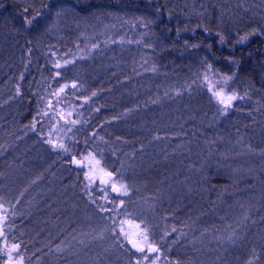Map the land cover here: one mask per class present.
<instances>
[{
  "label": "trees",
  "instance_id": "16d2710c",
  "mask_svg": "<svg viewBox=\"0 0 264 264\" xmlns=\"http://www.w3.org/2000/svg\"><path fill=\"white\" fill-rule=\"evenodd\" d=\"M255 2L264 7V0H0V74L11 67L0 89L11 88L8 82L12 85L19 78L22 93L20 101L0 109L1 152L4 140L14 132L13 120L22 116L24 124L51 118L56 102L51 90L56 86L50 84L54 61L63 58L68 68L84 73L89 81H85L87 93L70 90L59 101L85 116L84 140L107 138L110 145L119 146L118 154L110 157L113 172L136 166L141 199L150 210L152 242L164 252L167 264H264V227L260 233L253 228L255 222L263 225L264 215L253 223L243 221L250 208L241 201L234 205L237 195L232 183L207 168L217 155L226 161L229 149L212 152L218 138L242 134L251 143L254 127H264V86L253 72L255 65L264 64V45L251 40L225 52L216 43L218 28L211 24L205 28L200 22V16L210 11L216 17L212 23L220 21L230 33L240 35L254 19L247 9L256 11ZM27 20H32L31 25ZM196 24L200 30L191 37L184 29ZM118 35L121 43L116 48L112 40ZM195 51L199 56L190 61ZM205 63L220 72L231 63L240 64L241 76L255 91L232 107H219L227 114L216 129L214 121L208 125L205 118L188 116L191 109L194 116H203L206 109L203 97L187 95L185 86L190 67L197 70ZM104 86L109 92L106 100L119 102L91 98V90L96 93ZM191 98L200 100L190 102ZM121 108L130 113L100 126ZM107 125L110 129H105ZM191 142L200 151H190ZM131 154L137 158L133 160ZM240 185L238 195L244 194L247 182ZM226 232L235 233L234 244H215L217 233ZM117 258L110 254L111 261Z\"/></svg>",
  "mask_w": 264,
  "mask_h": 264
},
{
  "label": "rangeland",
  "instance_id": "374dc122",
  "mask_svg": "<svg viewBox=\"0 0 264 264\" xmlns=\"http://www.w3.org/2000/svg\"><path fill=\"white\" fill-rule=\"evenodd\" d=\"M255 5L256 11L250 12L247 9L248 15L254 19L245 24L240 35L230 33L220 21L212 23L216 17L215 15L212 17L210 11L200 16V22L205 28L210 27V24L213 28H218L216 43L219 49L225 52L233 51L237 46L245 47L247 41L251 40H257L258 44L260 42L264 45V7L260 2L253 3V6ZM196 27L197 24L189 28L187 26L184 30H188L189 35L193 37L196 31L200 30ZM236 35H239L237 38L239 41L236 40ZM245 36L247 39L240 42L241 37ZM120 41V35L112 40L116 48L119 47ZM197 54L199 52L195 51L190 61H194L199 56ZM62 60L63 58L58 60L55 58L54 61V82L50 84L56 86L51 89L55 92L56 102H53L55 109L51 118L47 120L43 117L39 120L37 118L31 123L24 124L20 122L22 116L13 120L14 132L4 140L1 147L3 152L0 150V205H2L0 215L7 217L3 222V231L7 237L8 248L13 243L20 246L18 250L11 252V264H136L145 253L149 258L147 261L141 260V264H153V261L155 264H167L164 252L147 250L148 244L153 245L148 227L150 210L148 204L141 199L142 188L137 182L136 166L123 168L124 171L120 173L119 169L116 173L113 172V161L110 157L118 154L119 146L110 145L107 138L84 140L85 130L82 122L86 120L85 116L82 112L79 113L77 107L59 101L64 93L70 90L87 93L85 81L87 83L89 81L87 75L68 68ZM57 63L60 67H56ZM144 64L152 73V67L146 59ZM190 68L191 72L185 82L187 95L203 97L206 102L203 116L201 113L194 116L193 110L189 111L188 116L191 120L201 117L202 121L205 118L208 125H213L214 121L215 129L219 128L218 121L227 114V110L219 107L227 109L255 93L247 78L241 76L240 64L235 66L231 63L221 72L216 70L213 64L206 63L197 70L196 67ZM172 69L170 67L169 71ZM6 70L8 71L5 72ZM9 70L11 71L10 66L2 69L1 83L9 77ZM25 71L26 69L20 75V79ZM253 72L259 75V81L264 86V64L255 65ZM102 74L105 75L103 72ZM229 76L232 79L225 83V78ZM18 80L19 78L12 85L8 82L11 88L0 89L2 93L0 109L6 110L9 104L20 101L22 93ZM73 84L76 85L75 88L72 87ZM104 87L97 89L96 93L91 90L89 93L91 98L97 95V98H102L100 99L102 102H119L106 100L109 92L106 88L108 86ZM221 88L228 107L221 104L219 98L213 95ZM232 93H236L237 98L229 103L226 97ZM155 95L158 96L157 93ZM209 98L215 103V108ZM87 100L89 101V98ZM198 100L200 99L191 98L190 102ZM192 107L193 104L189 109ZM197 109L201 107L197 106ZM127 113L130 112L121 108L117 115L109 117L100 126L105 123L108 125L116 123L119 115ZM108 125L105 129H110ZM252 133L254 134L251 143H247L242 134L237 138V134L227 133L224 140L218 138L215 142L218 144L212 145V152L214 153L216 148L229 149L225 152L226 161L224 162L219 155L216 157L214 155V161L208 162L207 168L214 170V174L227 181L229 185L232 183L237 195L236 200H232L234 205L241 201L250 208L246 209L242 220L253 223L256 219L258 221L259 216L264 215V127L261 125L259 128L254 127ZM61 145L63 147H60ZM255 145L260 147L257 148ZM197 146V143L191 142L188 147L190 151L192 148L199 150ZM74 158L82 162L81 167L75 164ZM131 158L134 160L137 157L131 154ZM108 172H111L119 182L118 187L120 183L127 186V195L122 192L115 195L110 181L106 186L100 184ZM244 182H247L246 191L238 195V188ZM72 198L74 200L70 202ZM123 209L125 211L119 214ZM253 224L258 233L263 231L264 221L262 226L256 222ZM253 224L248 225L249 228ZM145 228L148 241L144 244L145 253H141L130 246L129 238L142 240ZM230 230L235 229L231 227ZM124 233H129V238H126ZM224 235L217 233L214 237L215 244L223 247L232 246L234 240L231 239L235 233L226 232ZM110 254H115L119 258L111 261ZM21 255L22 261L19 260ZM0 264H9V257L5 254L4 237H0Z\"/></svg>",
  "mask_w": 264,
  "mask_h": 264
},
{
  "label": "snow or ice",
  "instance_id": "6c2138e0",
  "mask_svg": "<svg viewBox=\"0 0 264 264\" xmlns=\"http://www.w3.org/2000/svg\"><path fill=\"white\" fill-rule=\"evenodd\" d=\"M27 24L31 25L32 23V20H27L26 21ZM247 39V37H241V41L240 42H244L245 40ZM56 67H60V65L57 63ZM209 67H211L209 65ZM59 75V73H58ZM232 79L231 76L229 77H226L225 78V83H227L228 80ZM67 87V86H65ZM73 88L76 87L75 84L72 85ZM61 91H63V89H61ZM93 95H95V93H93ZM213 95L217 96V98H219L220 100V103L221 104H225V97H224V91H223V88H221L219 91L217 92H214ZM237 98V94L236 93H232L231 95H228L226 97L227 101L230 103L232 100L236 99ZM240 99H243V97H240ZM225 107H228V104H225ZM60 147H63V145H61ZM97 163H99L97 161ZM107 177L109 178V181L111 182V189L112 191L114 192H122L124 195H127V186L120 183L119 184V187L117 186L118 185V181L115 180V178L113 177V174L111 172H108L106 173ZM102 182H104L102 180ZM0 208H2V205H0ZM7 220V217L6 216H3V215H0V237H4V243H5V254L8 255L9 257V264H11V252L14 251V250H18L19 249V244H16V243H13L11 245L10 248H8L7 246V237L5 236L4 234V231H3V222ZM137 228H139V225H137ZM121 231L123 232V229H121ZM125 237L126 238H129V233H124ZM148 241V236H147V229L145 228L143 230V235H142V240H136V239H130L129 238V243L132 244V247L135 248L138 252H141V253H145V247H144V244L147 243ZM148 252H159V249L154 247L153 245L151 244H148V248H147ZM148 255L145 253V255L141 258V259H138L136 261V264H141V260H144V261H147L148 260ZM158 259V257L156 258ZM19 260L22 261L23 260V256H19ZM153 264H155V261H153Z\"/></svg>",
  "mask_w": 264,
  "mask_h": 264
},
{
  "label": "water",
  "instance_id": "95a60500",
  "mask_svg": "<svg viewBox=\"0 0 264 264\" xmlns=\"http://www.w3.org/2000/svg\"><path fill=\"white\" fill-rule=\"evenodd\" d=\"M74 161H75V164L78 166V167H81L82 166V162H80V161H77L76 160V158H74ZM102 180L104 181V182H102ZM108 181H109V178L106 176V177H104V178H102L101 179V181H100V184L102 185V186H106L107 184H108ZM113 193L115 194V195H118L119 194V192H114L113 191ZM130 246L132 247V244L130 243ZM133 248V247H132ZM133 249H135V248H133ZM136 250V249H135ZM137 251V250H136ZM138 252V251H137Z\"/></svg>",
  "mask_w": 264,
  "mask_h": 264
}]
</instances>
